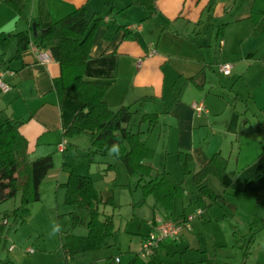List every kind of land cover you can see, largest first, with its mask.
<instances>
[{"label": "crops", "instance_id": "1", "mask_svg": "<svg viewBox=\"0 0 264 264\" xmlns=\"http://www.w3.org/2000/svg\"><path fill=\"white\" fill-rule=\"evenodd\" d=\"M76 8L84 9L87 18H91L90 24L94 22V17L99 18L92 35L90 58L85 64L84 78L107 83L104 102L110 109L116 111L121 106H129L134 113L138 111L133 110L134 107L141 104L138 125L146 124L147 127L148 120L141 121V116L155 114L158 122L153 127L142 130L138 126L137 130L141 131L140 139L148 133L152 135L156 130H168L167 136L169 140L173 136L171 141L175 144L171 152L174 151L180 168L178 150L191 154L187 166L190 174L198 171L216 153L225 159L229 187L224 188L214 175L206 178L208 187L217 195L215 201L204 197L198 202L193 183L198 207L204 202L209 207H201L203 211L199 216V222L206 223L208 218L205 217V212L211 210L212 205L225 204L224 195L231 193L234 179L228 173V168L231 162L234 163L235 157L237 162L241 157V152L234 149V139L239 147L242 145L241 138L264 144V141L248 137L240 125L245 112L260 113L264 117V0H0V72H11L3 75V80L11 88L7 92L0 91V125L5 119L16 122L19 132L27 140L29 159L49 154L53 159L56 156L62 161L60 164L54 163L39 185L41 199L49 191L57 192L60 183L66 181L70 168L81 175H89L94 185L95 179L90 174L94 160L90 156H105L93 153L89 137V157L82 162L83 166L78 168L71 165L66 168L67 159L73 155L77 157L82 150H79L78 145L81 132L73 136H66L65 133L81 107V102L69 90L62 93L58 91L56 83L61 75V67L48 50L36 48L35 45L31 47L30 44L27 48L18 50L16 34L29 31L35 18H40L45 23L56 22ZM132 9L142 12H130L124 16V20H120L121 12ZM115 11L118 12V17L111 19ZM152 49L156 50L155 54H151ZM224 62L232 64L229 75L219 73V65ZM156 102L163 105L162 112L168 118L167 122L161 121L159 114L151 111L152 103ZM199 102L204 103L205 112L197 116L192 105ZM239 104L243 105L242 111L239 110ZM243 123H247V119ZM206 130L216 140L213 146H210V142L208 147L202 144L205 142ZM224 142L227 143L225 147ZM147 147L153 150L154 155L153 147ZM227 150L228 154L225 153ZM109 153L110 151L106 155ZM112 157L114 158L113 155ZM148 160L146 163L151 165L153 175L163 170L168 173L165 168L154 172L155 167ZM116 163L120 162L114 158V163L108 162L100 171L107 173L114 170ZM102 164L104 161L98 160L96 167L99 169ZM95 188L101 198L98 205L101 218L108 216L113 224V214H106L100 209L103 204L113 203V192L100 191L97 185ZM181 188L182 192L173 198L168 209L163 208L154 196L159 207L154 206L160 215L155 216L153 213L145 220L148 223V234L155 219L178 222L188 214L183 205V210L176 217L173 215L177 197H181V204H184L182 185ZM246 191L254 192L249 188ZM147 196L134 205L143 204L148 199ZM74 209L72 207L65 212L69 216L70 227L63 230L59 227L50 244L43 235L37 240L40 241L41 248L33 253L31 264H141L135 257L147 234H139V247L136 244V248L131 250V245L126 241L118 245L113 234L115 224L110 233L104 236L99 248L78 252L73 258L67 256L62 248L65 235L87 234V213L82 214L80 222L74 225L70 215ZM234 209L233 207L232 210ZM77 226L86 230L84 235L74 232ZM191 226L198 228L195 234L202 231L198 221L195 224L191 222ZM126 231L137 234L127 228ZM187 233L188 231H183L176 240H165L159 264H164L163 259L170 253V245H175V251L183 246L186 251L198 252L194 254L193 262L187 259L185 264H214L207 253L203 254L206 252L205 248L195 244L200 242L199 238L196 240L194 235ZM255 234H251L248 247L243 252V263H246L251 252L250 246L256 239ZM9 247L8 251L14 250H9ZM52 253L55 254L53 262L50 260ZM12 256L14 264L22 262L17 253ZM116 257L119 261L115 260ZM107 259L110 260L106 261Z\"/></svg>", "mask_w": 264, "mask_h": 264}, {"label": "rangeland", "instance_id": "2", "mask_svg": "<svg viewBox=\"0 0 264 264\" xmlns=\"http://www.w3.org/2000/svg\"><path fill=\"white\" fill-rule=\"evenodd\" d=\"M136 11L138 14L142 12L138 9L128 10L121 12L119 18L124 20L126 14L135 13ZM106 13L107 11L104 14ZM111 16V19L118 17V12L115 11ZM239 108L242 111L243 105L240 106L239 104ZM151 109V111L159 114L161 121L167 122L168 118L162 112L163 105L161 103H152ZM133 110L138 111L133 113L130 128L136 131L139 126L141 104L136 105ZM241 118V129H245L248 137L258 139L259 142L264 141V117L260 113L255 114L251 111V113L245 112ZM244 119H247V123H243ZM139 127L144 130L147 125L141 124ZM205 132L206 136L204 138L205 142L202 143L203 146L208 147V142H210V146H213L216 142L215 138L210 131L206 130ZM167 134L168 130L166 132L164 130H156L152 135L148 133L146 136H141V139L154 149V157L148 160L153 163L154 172H160L163 170L162 168L167 169L170 180L181 182L184 189L182 197L184 204H181V197H177L175 206H173V215L176 217L183 210V205L187 209V215L195 213L197 209L202 211L203 209H208L206 202L198 207L196 203L197 195L191 181L192 174H185L182 168L179 167L174 151L171 152L175 147L174 142L171 141L174 137L172 136L171 140H169ZM89 137L88 133L81 132L80 144L78 145L80 146L79 150H82L78 152L77 157L73 155L67 159L65 164L67 169L71 165L78 168L83 166L82 162L89 157L87 149ZM241 139L243 140H241L242 145L240 147L236 139H234V149L241 152V157L238 162L235 157L234 163L231 162L228 168V173L234 181L230 189L231 193L224 195L225 204L217 203V205H212L211 210L205 212V217L208 218V221L204 224L199 222V219H201L199 217H195L192 220L194 224L198 221V226L202 230L199 233L200 236L194 233L198 232V228H193V226L191 231L187 233L191 236L194 235L196 240L199 238L200 242L195 244H197V247L205 248L206 252L203 254L207 253V256L210 257L209 260L214 264H264V144H256L249 138L247 140ZM225 145L227 146V143L225 144L224 142L223 146L225 147ZM228 150L225 151L226 154H228ZM257 151L259 154H257ZM92 157L94 163L92 162L93 166L90 174L95 179L94 185H97L100 191L111 190L113 192V203L103 204L100 209L106 214H113V224H115L113 234L118 241V245L126 241V243L131 245V250H133L141 239L139 234L148 235V223L145 220L151 217L153 213L156 214L155 216L160 215V212L154 206L155 204L159 207L158 203L154 196L150 194L148 195L149 197H146L148 199L143 204L134 205L144 198L141 187L137 183L138 174L128 177L120 163H116L114 166L116 172L112 169L109 172L107 171V173H103L100 170L106 167L108 162L114 163L112 154L109 153L105 156L95 154L90 156V158ZM98 160L104 161V164L99 166V169L96 167ZM53 161L56 164L62 162L56 156H54ZM116 174L117 177H115ZM106 179L111 180L107 181ZM213 180L215 179L213 178ZM247 188L254 192L246 191ZM63 194L64 189L59 186L57 192L49 191L47 195L44 194L42 196V199L30 202L28 216L20 223L14 222L13 217L10 215V212L21 203L20 191H17L15 196L0 203V264H14L12 255L15 253L22 258L20 264H31L33 253L38 252L41 248V243L39 245L40 241L38 242L37 240L42 235L50 244L53 235L58 232H53V228L58 226L63 230L66 227H70L69 216L65 212L71 210L72 207L65 205L64 200H62ZM233 207L235 208L234 210H232ZM5 218L8 222L3 225V219ZM126 228L129 231H136L137 234L127 232ZM74 232L84 235L86 230L82 226H77ZM254 232L256 233V239L250 246L251 252L247 257L246 263H243V252L248 247L251 234ZM212 241L215 242L212 243ZM11 245L14 246V250L8 251V247ZM182 247L179 248V251H175L177 249L175 245H170L168 247L170 253L163 259L164 264L193 262V259H195L194 254L198 252L195 250L186 251ZM27 248H31L35 252L28 253L25 251ZM122 255L123 260H125L124 254ZM224 256H229V258ZM54 259L55 254L52 253L50 260L53 262ZM109 260L107 259L106 261Z\"/></svg>", "mask_w": 264, "mask_h": 264}, {"label": "trees", "instance_id": "3", "mask_svg": "<svg viewBox=\"0 0 264 264\" xmlns=\"http://www.w3.org/2000/svg\"><path fill=\"white\" fill-rule=\"evenodd\" d=\"M98 21L99 18L94 17V22L90 24L91 18H87L83 8H76L56 22L45 23L40 18H35L29 31L16 34L18 50L27 48L30 43L36 48L48 50L61 67V75L56 83L58 91L62 93L69 90L80 100L81 107L67 128L66 136L89 133L93 153L102 155H106L113 145H117L119 152L112 155L123 165L129 176L138 174L137 183L141 186L143 195L152 194L163 208L168 209L173 198L182 192L181 184L172 182L164 170L153 175L151 165L146 163L153 157V150L140 139V130L133 131L130 128L133 118L130 107L121 106L113 111L104 102L107 83L84 78L85 64L90 58L92 35ZM141 117V121L148 120V129L158 122L155 114H144ZM27 145L16 122L3 120L0 125V203L20 191L21 203L10 212L16 223L28 216L30 202L39 200V185L54 166L49 154L29 159ZM177 155L182 171L189 173L187 166L191 154L178 150ZM225 167V159L216 153L192 174L198 202L204 197L213 201L217 199V195L207 185L206 178L209 175L217 177L224 188L229 187L230 179ZM67 173V179L60 183V187L64 189L65 204L75 208L70 212L72 223L78 224L82 214L88 215L85 236L67 233L64 237L63 252L73 258L78 252L99 248L113 224L110 217L101 218V212L98 211L101 198L92 178L76 173L71 168ZM164 243L165 241L160 243L147 258L138 253L135 260L141 264H159Z\"/></svg>", "mask_w": 264, "mask_h": 264}, {"label": "built area", "instance_id": "4", "mask_svg": "<svg viewBox=\"0 0 264 264\" xmlns=\"http://www.w3.org/2000/svg\"><path fill=\"white\" fill-rule=\"evenodd\" d=\"M31 47H34L32 43H30ZM156 50L152 49L151 54H155ZM43 57L42 54H39ZM232 68V64L228 62H224L219 65V73L222 75H229ZM10 71L3 70L0 72V91L7 92L10 90V85L3 80V75ZM194 113L199 116L201 113L205 112V105L203 102L193 103L192 105ZM202 214L201 209H197L195 213L191 215L184 216L181 220L173 221L171 219H155L153 221V226L151 232L145 237L140 245V256L143 258L149 257L154 250L159 246L160 243L164 242L167 239H178L183 231H191V222L195 217H199ZM7 219L3 221L5 225L7 223ZM14 246H10L9 250H12ZM34 250L31 248H27L26 252L33 253ZM116 261H119V258L116 257Z\"/></svg>", "mask_w": 264, "mask_h": 264}, {"label": "clouds", "instance_id": "5", "mask_svg": "<svg viewBox=\"0 0 264 264\" xmlns=\"http://www.w3.org/2000/svg\"><path fill=\"white\" fill-rule=\"evenodd\" d=\"M119 152V147L117 145H113L112 148L110 149V154L111 153H118ZM59 231V227L56 226L55 228H53V232H57Z\"/></svg>", "mask_w": 264, "mask_h": 264}, {"label": "water", "instance_id": "6", "mask_svg": "<svg viewBox=\"0 0 264 264\" xmlns=\"http://www.w3.org/2000/svg\"><path fill=\"white\" fill-rule=\"evenodd\" d=\"M33 31H35V30L33 29Z\"/></svg>", "mask_w": 264, "mask_h": 264}]
</instances>
